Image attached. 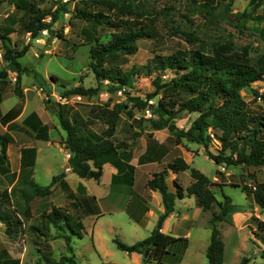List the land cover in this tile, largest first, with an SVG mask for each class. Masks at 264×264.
<instances>
[{"label": "rangeland", "instance_id": "obj_1", "mask_svg": "<svg viewBox=\"0 0 264 264\" xmlns=\"http://www.w3.org/2000/svg\"><path fill=\"white\" fill-rule=\"evenodd\" d=\"M140 1L143 5L140 20L153 25L154 34L150 38L139 39L134 52L121 54L116 60L105 62L104 66L110 75L100 79L96 78L90 68L91 46L109 39L112 30L105 24L107 20L119 16H134L126 13H135L138 10L129 0L38 1L41 8L48 10L44 20L52 22L51 28H46L45 34H41L40 30V34L36 36L38 41L32 39L30 34L29 39L28 32H24L23 19L25 20L26 16L22 11L7 2L0 5V33L5 34L4 39L0 38V87L5 89L7 94L13 93L15 89L27 92V113L31 109L37 110L39 105L41 109V120L37 121L32 116L25 120L16 119L8 124V131L0 125V133H11L14 138L6 146L9 166L7 170L0 172V190L9 195V201L3 205V209L13 215L7 223L0 222V250L6 251L10 257L18 258L19 264H45V260L57 262L62 256L74 258L76 264L108 263L92 244L90 247L84 242L85 238L78 241V235L72 233L65 223L57 226L49 223L45 215L54 206L66 208L70 219L79 221L81 208L77 194L69 195L68 199L65 197L70 190L65 189L60 175L58 180H62L59 182L62 188L58 185L53 193L36 195L26 183L27 179L34 180L33 176L20 172L17 152L21 145L34 142V130L31 127L35 128L37 123L45 122L52 128V134H56L55 136L60 134L59 131L64 134L58 119L59 108L72 121L79 117L85 118L89 114L90 121H94L91 127L96 132L105 127L100 119H96L99 110L114 109L118 113L115 132L117 141L127 142L126 138L137 137L145 138L149 142L155 136L165 137L162 145L164 151L175 146V151L172 149L173 155H182L190 167L197 168L212 181L211 188L216 202L209 209H203L196 203L199 212L195 214L194 220L192 219L193 226L189 225L188 220L174 216L171 218L169 233L183 235L187 232L189 246L180 259L179 255L167 254L164 258L166 264H207L205 252L208 244L201 247L209 241L210 217L212 213H220L219 202L224 201L223 195L231 198L233 207L217 222L224 242L222 264H238L243 256L250 258L249 264H264V257L261 256L264 248V210L254 201L251 193L255 183L264 180V165L216 164L205 152V149L216 152L220 148L221 143L213 130L208 129L209 138L205 139L206 144L176 134V130L188 129L197 115L196 112L182 111L174 114L170 119V123L175 126L173 130L167 127L153 129L150 120L156 117L153 109L160 94L147 100L148 105L142 109L137 107L134 100L136 97L145 100L146 95L153 92L152 78L156 74H160L163 80L170 76V72L157 71L152 67L155 55L170 52L173 48H195L199 44L209 52L213 44L217 43L228 54H241L246 49L254 48L257 43L264 46V0H209L211 7L199 10L196 8L200 4H207V0ZM173 3H177L180 8L159 10ZM56 8L60 9L57 18L53 20L52 13ZM81 12H101L104 14L103 22L83 18ZM184 13L188 17L184 16ZM184 31L194 32L199 39L187 42ZM92 35L97 37L98 41L93 39L88 42L87 37ZM23 47H27V50L18 58L17 68L6 59L5 52L10 49L13 53ZM132 67H139L141 72L132 75L128 83L120 84L116 77ZM13 70L16 72H12ZM19 73L21 84L16 85ZM78 86L93 88L94 91L84 94L80 100H77L74 94L81 93L66 94L68 90ZM240 93L253 113L264 115V75L249 87L242 88ZM58 94H65L67 101H59L56 98ZM17 100L18 97L13 95L4 103L10 105ZM146 109L150 110V116L147 115ZM128 112H131V116ZM209 132L213 133V137ZM35 145L39 150L35 181L40 185H48L51 175L59 169L63 153L56 145L45 146L42 141H37ZM128 146L121 147L119 152L130 154L127 151ZM68 157L66 156L67 160ZM168 162L169 166L172 159ZM186 173L189 174V169ZM108 202L112 201L109 199ZM183 203L190 208L189 212H194L193 200L189 201L186 197ZM88 205L95 209L92 203ZM27 212L30 213L29 216L25 215ZM150 221V218H146V227ZM104 235L103 248L110 252L115 250L114 253H122L110 237L106 238V232ZM115 238L124 239L123 242L126 243L134 239L127 228L122 229ZM119 257L123 256L119 254Z\"/></svg>", "mask_w": 264, "mask_h": 264}, {"label": "trees", "instance_id": "obj_2", "mask_svg": "<svg viewBox=\"0 0 264 264\" xmlns=\"http://www.w3.org/2000/svg\"><path fill=\"white\" fill-rule=\"evenodd\" d=\"M38 1L43 0H0V5L3 2L13 4L17 10L24 13L26 18L23 19V30L29 32L32 39L40 34V30L50 29L52 25V22L44 20V15L48 13V10L41 8ZM129 1L138 10L135 13H126L134 14V16L130 15L128 18L119 16L107 20L105 24L112 30L109 39L91 46L90 68L94 71L97 79L110 75L104 66L105 62L114 61L121 54L134 52L139 39L150 38L154 34L155 27L140 20L142 2L140 0ZM203 7L209 9L211 2L207 0V4H200L196 9H203ZM175 8L179 9L180 6L173 3L170 6H163L159 10L166 11ZM59 9L56 8L52 13L53 20L57 18ZM119 12L121 13V11ZM103 15L101 12H81V17L95 19L99 23L103 22ZM184 16L188 17L185 13ZM184 33H186V40L189 43L199 39L192 31H184ZM57 34L61 36V34ZM0 38L4 39L5 34L0 33ZM96 38L94 35L88 36L87 41L90 42ZM215 44L209 52L204 50L202 44H199L195 48H173L170 52L155 55L152 67L157 71L170 72V76L167 80H163L160 74H156L152 78L153 92L148 93L145 100L139 97L134 98L135 104L142 109L148 105L147 100L160 94L153 109V114L156 117L150 120L153 129L167 127L169 130H173L175 126L170 123V119L174 114L182 111L196 112L197 115L192 119L188 129L176 130L177 135L187 136L191 141L206 144L205 139L209 138L207 131L210 128L221 143L216 152L205 149L207 156L214 163L262 166L264 165V115L253 113L248 108L240 91L263 77L264 46L257 43L254 48L246 49L241 54H228L222 46ZM26 50L27 47H23L12 53L10 49H7L5 57L18 68V58ZM150 70L151 68L148 70L149 73ZM140 72L139 67H132L129 71L120 73L116 79L120 84H126L132 75ZM19 78L20 73L17 81ZM93 91V88L78 86L73 90H68L66 94L74 92L84 95ZM253 92L256 94L255 90ZM15 93L19 96L22 95L18 89H15ZM128 115L131 116V112H128ZM117 116L118 113L114 109L99 110L96 119H100L105 127L100 132H96L91 127L94 121H90L89 114L85 118L79 117L72 121L63 114L60 108L58 109L59 123L64 130L60 142L69 153L68 165L72 172L79 177L98 180L103 164L107 161L114 163L118 168L122 167L121 158L128 154L120 153L119 149L128 146V142H119L115 139ZM35 136L38 139H48V125L41 124ZM11 141L12 138L9 134L0 133V172H4L9 166L6 146ZM35 156V147L21 148L19 158L21 173L27 172L28 175H31ZM168 167L177 171L189 169L192 181L183 187L177 179H174L173 184L176 186V190L173 192L168 189L165 181L166 171L154 172L146 180V186L159 191L164 207L156 224L147 237L134 243L127 244L118 238L114 239L117 248L127 252L140 253L143 263L166 264L164 258L169 253L175 254V256L179 255L178 259L182 257L187 246V239L165 233L162 230L163 221L174 210L176 198L194 195L196 203L203 209H209L216 202L215 194L211 188L212 181L203 172L190 167L180 156L173 158ZM60 175L62 173L53 175L48 185H40L27 178L26 183L36 195L44 196L51 193V187ZM70 193L69 191L67 196ZM251 193L254 201L264 210V180L256 182ZM223 196L224 201L219 202L220 213H212L210 217L209 244L205 252L207 264L223 263L224 242L217 228V222L222 220L233 207L231 198L228 195ZM8 197L6 191L0 190V222L4 223H7L13 216L3 209V205L9 201ZM45 216L54 226L65 223L72 233L81 236L82 223L80 220L74 222L70 219L66 208L54 206ZM261 256L264 257V248L261 251ZM249 261L248 256H243L238 264H249ZM0 264H19V260L8 256L6 251L0 250ZM45 264H76V261L72 257L62 256L57 262L45 260Z\"/></svg>", "mask_w": 264, "mask_h": 264}, {"label": "crops", "instance_id": "obj_3", "mask_svg": "<svg viewBox=\"0 0 264 264\" xmlns=\"http://www.w3.org/2000/svg\"><path fill=\"white\" fill-rule=\"evenodd\" d=\"M12 72H16V70H13ZM19 84H21V78L18 79L16 85ZM19 91L21 92V90ZM26 93L27 92L22 91V95L19 96L14 90L13 93L7 94L5 89L2 90L0 87V125L4 127V129L10 122L20 118L25 120L32 116L36 118L37 121L38 119L41 120L40 105L37 110L31 109L28 113L26 112V102L28 99ZM13 95H16L18 100L10 105H6L4 103L5 100ZM41 124L46 123H37L35 128L31 127L34 130V142H28V144L21 145L18 149L17 157L19 160L22 147H35L36 156L31 171V175L35 181L37 171L36 164L38 162L39 154V150L35 144H37V141H42L45 146H58L59 150L63 153V159L59 163V169H61V171H58V169L55 174L51 175V178L53 175L62 173L61 179L63 180L65 189H69L71 192L70 195L72 196H74V193L77 194V196H75L79 199V206L81 208L79 220L83 225L81 229L82 234L81 236H78V241L85 238L84 242L90 245V247L92 244L94 248L97 249L106 260H108L107 264H145L142 261L140 253L127 252L124 250H122V253H114L115 250L114 252L105 250L102 246L105 237L104 232L108 234L106 238L110 237L114 242L113 239L115 236L118 235L122 229L127 228V231H129L134 238L127 244L134 243L147 237L156 224L158 216L163 212L164 207L161 194L157 190L149 189L146 186V180L154 172L165 170V181L170 191L175 192L176 190V186L173 184L174 179H177L183 187H186L192 181L190 174H187L186 170H173L172 168H168L167 165L169 163L168 161L171 159L173 160L175 157L180 156L184 160L185 158L179 154H172V151H175V146L167 151L162 149V145L166 139L165 137L159 138L158 136H155V138H152L149 142L145 138L137 139V137H129L126 138V140L129 144V150L127 149V151L130 154L121 158L122 167L118 168L114 163L107 161L103 164L102 173L98 180L94 178H82L72 172L70 166L67 165V151L60 142L61 135H63L62 131H59L60 134L57 133L58 135L55 136L56 134H52V128L48 127V139H38L35 135ZM6 130L8 131L7 128ZM9 135L14 140L12 134L10 133ZM7 157L9 159V154ZM61 179L56 181L51 193L55 192V187L59 185V182L62 181ZM59 187L62 188L60 185ZM81 188H83V190H81ZM79 190L81 191L79 192ZM65 197L68 199L69 196L65 195ZM186 197L189 201L193 200L194 206L192 208L195 207L193 213L189 212L190 208H188V206L186 207L183 203L184 198ZM109 199L112 202H108ZM180 199H182V201H180ZM105 201L108 202V204L104 203ZM90 203H92L95 209L89 207L88 204ZM75 204H77L76 201ZM97 206H99V208H96ZM198 208L199 206L196 204V198L194 195H185L182 198L176 199L174 210L167 215L162 223V230L165 233H169V223L173 216L178 219L188 220L190 222L189 225L193 226L192 219L195 214L199 212ZM29 214L30 213L27 212L25 215L29 216ZM146 218L151 219V223L147 225V227L145 226ZM143 228H145L144 231ZM172 235L185 237L187 239V246L183 251V256L189 246V234L186 232L183 235ZM121 240L122 242L124 241V239ZM207 244H209V241L203 243L201 248ZM119 254L123 257H119Z\"/></svg>", "mask_w": 264, "mask_h": 264}, {"label": "built area", "instance_id": "obj_4", "mask_svg": "<svg viewBox=\"0 0 264 264\" xmlns=\"http://www.w3.org/2000/svg\"><path fill=\"white\" fill-rule=\"evenodd\" d=\"M46 28H44V29H42L41 30V34H45L46 33ZM28 38L30 39V36H29V32H28ZM35 41H38V37H36V38H33ZM13 79H15V77L13 78ZM82 96H84V95H82V94H74V97L77 99V100H80L81 98H82ZM56 98L59 100V101H61V102H66L67 101V96L66 95H63V94H59L58 96H56ZM146 113H147V115H151V112H150V110L149 109H146ZM209 134L213 137V133L212 132H209ZM66 156L68 157L69 156V153H66Z\"/></svg>", "mask_w": 264, "mask_h": 264}, {"label": "water", "instance_id": "obj_5", "mask_svg": "<svg viewBox=\"0 0 264 264\" xmlns=\"http://www.w3.org/2000/svg\"><path fill=\"white\" fill-rule=\"evenodd\" d=\"M68 165V164H67Z\"/></svg>", "mask_w": 264, "mask_h": 264}]
</instances>
